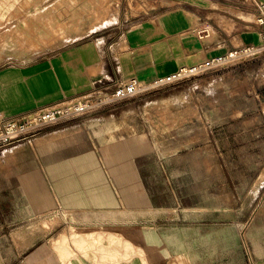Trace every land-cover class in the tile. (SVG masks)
Here are the masks:
<instances>
[{
  "label": "rangeland",
  "instance_id": "1",
  "mask_svg": "<svg viewBox=\"0 0 264 264\" xmlns=\"http://www.w3.org/2000/svg\"><path fill=\"white\" fill-rule=\"evenodd\" d=\"M8 1L0 14V130L4 119L15 118V109L4 106L5 77L64 50L94 44L101 36L108 48L127 23L145 16L161 0ZM99 29L102 31L94 33ZM198 32L208 35L203 27ZM193 66H185L182 71ZM97 82H92L95 88L81 96L100 90ZM61 131L83 144L95 138L103 149L121 148L113 155L118 168L129 167L133 153L139 151L137 145L141 146L140 136L146 135L151 154L144 159L136 157L134 162L140 175L144 163L149 165L144 168L146 177L149 173L151 179L163 180L162 187H155L161 201L180 206L191 199L207 203L215 218L219 217L216 212L230 211L231 261L237 262L243 254L248 261L264 228V49L243 63L205 68L181 79L147 84L133 97L106 102L83 115L47 124L0 150L30 146L43 133ZM3 169L0 161V171ZM119 212L117 229L124 230L125 222L133 220L128 224L132 225L133 235L106 236L112 242L110 248L116 250H102V255L110 253L102 257L100 251L92 249L93 255L97 254L95 264L100 255L101 264L109 258L122 262L132 258L140 263L146 260L140 250L141 211ZM76 217L59 211L49 217L22 220L16 227L0 219V225L5 226L0 228V263L45 264L47 244L50 253L60 260L61 251L67 257L72 247L77 249L74 253L85 254L88 262L91 252L83 247L91 243L90 247L95 248L94 242L92 238L86 244L82 242L84 245L75 241L79 231L76 227H92L90 231L82 230L89 233L98 230L95 226L75 225ZM19 226L24 229L15 234ZM62 234L66 250L55 241ZM166 264L186 263L169 260Z\"/></svg>",
  "mask_w": 264,
  "mask_h": 264
},
{
  "label": "crops",
  "instance_id": "2",
  "mask_svg": "<svg viewBox=\"0 0 264 264\" xmlns=\"http://www.w3.org/2000/svg\"><path fill=\"white\" fill-rule=\"evenodd\" d=\"M259 5H264V0H161L145 16L126 22V29L108 48L101 36L94 44L64 50L5 77L4 106L15 109L16 118L81 96L95 88L92 82L97 80L106 87L125 80L145 86L234 48L259 46L263 31L257 23ZM202 27L208 30L206 37L198 32ZM59 133H43L30 146L0 150L4 166L0 171V219L6 220L5 224L16 227L22 220L68 212L77 216L75 225L95 226L98 230L89 233L82 230L90 231L92 227L77 226L74 240L80 244L92 238L95 249L101 251V246L102 250L111 249L112 242L106 236L133 235L132 225H128L133 220L125 222L124 230L117 229L119 211L140 210V246L146 260L140 263L132 258L126 262L109 258L104 264H166L169 260L186 264H264V228L248 261L243 254L233 262L230 211L216 212L219 217L215 218L207 203L191 199L180 206L161 201L155 187H162L163 180L151 179L149 173L146 177L144 168L149 165L144 163L140 175L134 162L136 157L144 159L151 154L146 135L140 136L141 146L135 144L139 151L133 153L129 167L118 168L114 156L121 148L103 149L95 138L83 144L69 137V132ZM23 229L19 226L14 233ZM64 236L55 241L66 250ZM71 248L67 257L61 251L60 260L50 253L47 244L45 264H95L94 246L83 247L91 252L88 262L85 254H76L77 249ZM101 262L98 257V264Z\"/></svg>",
  "mask_w": 264,
  "mask_h": 264
},
{
  "label": "built area",
  "instance_id": "3",
  "mask_svg": "<svg viewBox=\"0 0 264 264\" xmlns=\"http://www.w3.org/2000/svg\"><path fill=\"white\" fill-rule=\"evenodd\" d=\"M258 10L257 23L263 27L259 46L234 48L218 57L206 60L205 63L189 67L185 72L181 69L167 78L160 79L156 83L181 79L188 74H195L205 68L243 63L255 57V55L264 49V5H259ZM101 83L102 80H99L97 85ZM98 88L101 89L92 94L88 93L81 97L64 100L58 104L43 107L16 118L4 119L0 130V147L7 146L19 138L31 134L47 124L55 123L60 119H69L83 115L89 112L91 108L106 102L133 97L143 88V85L136 80H125L119 84L107 87L100 86Z\"/></svg>",
  "mask_w": 264,
  "mask_h": 264
},
{
  "label": "bare ground",
  "instance_id": "4",
  "mask_svg": "<svg viewBox=\"0 0 264 264\" xmlns=\"http://www.w3.org/2000/svg\"><path fill=\"white\" fill-rule=\"evenodd\" d=\"M8 4H9V1H8V0H0V14H3V13L5 12L6 8L8 7ZM96 27H97V26H96ZM85 60H86V59H85ZM36 110H37V109H36ZM100 234H101V233H100ZM100 234H99V236H100ZM97 236H98V235H97ZM109 238L111 239V237H109ZM81 239H82V238H81ZM83 241H84V240H83ZM99 241H100V240H99ZM102 242H103V241H102ZM115 243H118V242H115ZM85 244H86V243H85ZM61 245H62V244H61ZM83 245H84V244H83ZM90 245H91V243H90ZM100 245H101V244H100ZM78 246H79V245H78ZM81 247H82V246H81ZM97 247H100V246H96V248H97ZM92 248H93V246H92ZM115 248H116V247H115ZM137 248H138V247H137ZM139 248H140V247H139ZM139 248H138V249H139ZM94 249H95V248H94ZM97 249H98V248H97ZM97 249H95V250L97 251ZM103 249H104V248H103ZM111 249H113V251L116 250V249H114V248H111ZM134 249H135V248H134ZM140 250H142V249H140ZM99 251H100V250H99ZM99 251H97V252H99ZM101 251H102V246H101ZM101 251H100V253H102ZM103 251H105V249H104ZM107 251H110V250H107ZM113 251H110V252H113ZM136 251L139 252L137 249H136ZM100 253H99V254H100ZM105 253H106V252H105ZM105 253H103V256H104ZM124 253H125V251H124ZM140 253H142V252H140ZM95 254H96V253H95ZM99 254H98V255H99ZM109 254H110V253H106L107 256H108ZM122 254H123V253H122ZM96 255H97V254H96ZM96 255H95V256H96ZM101 255H102V254H101ZM101 255H100L99 257H101ZM138 255H139V253H138ZM103 256H102V257H103ZM102 257H101V258H102Z\"/></svg>",
  "mask_w": 264,
  "mask_h": 264
}]
</instances>
